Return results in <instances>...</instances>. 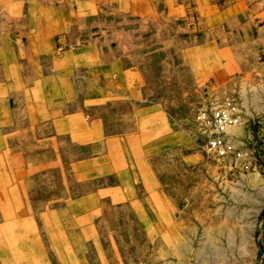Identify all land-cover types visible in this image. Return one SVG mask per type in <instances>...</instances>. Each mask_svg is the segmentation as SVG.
<instances>
[{"label":"rangeland","instance_id":"rangeland-1","mask_svg":"<svg viewBox=\"0 0 264 264\" xmlns=\"http://www.w3.org/2000/svg\"><path fill=\"white\" fill-rule=\"evenodd\" d=\"M78 17L141 95L81 73L77 103L1 138L0 264H264V0H79ZM230 97L241 158L198 118Z\"/></svg>","mask_w":264,"mask_h":264},{"label":"crops","instance_id":"crops-1","mask_svg":"<svg viewBox=\"0 0 264 264\" xmlns=\"http://www.w3.org/2000/svg\"><path fill=\"white\" fill-rule=\"evenodd\" d=\"M0 11V144L13 130L21 135L24 122L35 131L48 106L63 113L77 103V85L90 82L81 73L117 71L123 90L141 95L137 65L103 56L95 43H80L79 0L66 7L59 0H0ZM105 84L115 87L110 79Z\"/></svg>","mask_w":264,"mask_h":264},{"label":"built area","instance_id":"built-area-1","mask_svg":"<svg viewBox=\"0 0 264 264\" xmlns=\"http://www.w3.org/2000/svg\"><path fill=\"white\" fill-rule=\"evenodd\" d=\"M198 118L210 130L208 149L211 152L223 158L231 154L238 158L243 157L241 152L236 151L231 134V130L241 125L240 111L234 98H228L211 112L201 111Z\"/></svg>","mask_w":264,"mask_h":264}]
</instances>
